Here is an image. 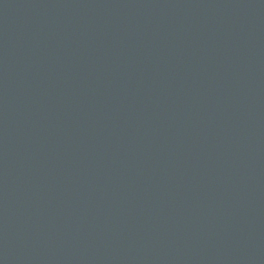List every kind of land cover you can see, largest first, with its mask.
<instances>
[{"label": "water", "instance_id": "95a60500", "mask_svg": "<svg viewBox=\"0 0 264 264\" xmlns=\"http://www.w3.org/2000/svg\"><path fill=\"white\" fill-rule=\"evenodd\" d=\"M0 264H264V0H0Z\"/></svg>", "mask_w": 264, "mask_h": 264}]
</instances>
